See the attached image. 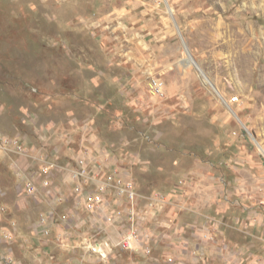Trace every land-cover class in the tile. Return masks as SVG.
Segmentation results:
<instances>
[{"label":"rangeland","instance_id":"1","mask_svg":"<svg viewBox=\"0 0 264 264\" xmlns=\"http://www.w3.org/2000/svg\"><path fill=\"white\" fill-rule=\"evenodd\" d=\"M82 125L131 172L139 222L184 194L181 225L216 174L213 209L264 224V0H0V134L50 151Z\"/></svg>","mask_w":264,"mask_h":264},{"label":"crops","instance_id":"2","mask_svg":"<svg viewBox=\"0 0 264 264\" xmlns=\"http://www.w3.org/2000/svg\"><path fill=\"white\" fill-rule=\"evenodd\" d=\"M78 131L75 136L62 132L63 142L50 151L41 145L28 147L21 138L27 153L0 154L13 173L5 172L3 180L0 178L3 230L15 232L14 238L7 242L9 249L3 251V256L12 253L20 264H264L262 216L246 211L237 218V223L241 224L235 225L229 216L225 218V208L213 209L219 201L218 187L221 185L217 184L216 174L208 176L197 188L208 187L207 202L197 200V209L180 217L181 225L174 224V218L178 206L186 208L184 194L168 198L167 208L164 212L161 210L156 220L147 218L139 222V233L145 237V243L134 249L117 246V241L128 232L127 201L123 198L118 203L114 200L115 192L111 191L104 206L89 210L85 201L95 185L88 182L86 191L76 193L71 173L79 167L83 155L97 160L107 170H112L122 160L92 137L87 125H82ZM49 161L57 165L52 170L53 192L50 194L43 185L46 175L40 173L41 166ZM124 169L131 174L125 166ZM17 172L35 175L36 194L20 193L23 178ZM245 179L256 180L241 170L237 180L243 184ZM206 180L208 184L204 183ZM258 195L264 200L263 191ZM112 209L122 212L118 218H112ZM41 217H46L44 223ZM188 217L191 223H188ZM224 218L225 221H221ZM92 235L107 254L103 259L83 247V240ZM169 257H173L175 263H169Z\"/></svg>","mask_w":264,"mask_h":264},{"label":"built area","instance_id":"3","mask_svg":"<svg viewBox=\"0 0 264 264\" xmlns=\"http://www.w3.org/2000/svg\"><path fill=\"white\" fill-rule=\"evenodd\" d=\"M152 86L154 90L162 94L164 90V84L160 78H152ZM240 101L238 96H234L231 98L232 103H237ZM10 152H14L17 154H25L27 153V148L22 144L21 138L19 136H9L0 134V154H8ZM91 157L82 156L79 161V167L75 168L71 177L73 181H75V191L76 193H81L87 190L88 182H92L95 185V189L92 192H89L87 196V200L85 204L89 210H95L96 208H100L106 204L107 197L111 191H114L116 194V200L118 203L125 198L127 201L128 208V232L123 235L118 241L117 246L127 249H134L137 245L145 243V237L139 233V221L141 217H145L144 215H140L139 205H138V192L136 189V182L133 177L128 174L124 166L120 163L116 165L112 170H107L106 166L99 163L97 160H90ZM57 167L55 162H45L41 168L40 173L46 175V178L43 181V185L46 188L48 194L52 193L53 190L51 188V176L52 170ZM21 178H23V187L20 190V193H27L30 195H34L37 193L38 188L34 180V174L31 176H25L23 172H17ZM161 196L159 195L158 199ZM166 198V197H165ZM162 195V199L160 200L162 203L166 202V199ZM144 213H150L149 206ZM264 204V200H263ZM162 206V205H161ZM122 212H117L116 210H111L112 218L116 219ZM50 215H53L51 212ZM146 215V214H145ZM148 216V215H147ZM46 217H41V222L44 223ZM15 236V232L13 230L4 229L3 230V242H10ZM83 247L91 253L98 254L101 259L107 256L106 253L101 248V244L97 241L96 236L92 235L83 240ZM3 264H20L15 256L10 253L8 255L3 256L0 259V262ZM169 263H175V259L173 257L168 258Z\"/></svg>","mask_w":264,"mask_h":264},{"label":"bare ground","instance_id":"4","mask_svg":"<svg viewBox=\"0 0 264 264\" xmlns=\"http://www.w3.org/2000/svg\"><path fill=\"white\" fill-rule=\"evenodd\" d=\"M203 73V72H202ZM204 75V74H203ZM206 77V81H207V83H210L214 88H215V90H216V87L214 86V84L207 78V76H205Z\"/></svg>","mask_w":264,"mask_h":264},{"label":"water","instance_id":"5","mask_svg":"<svg viewBox=\"0 0 264 264\" xmlns=\"http://www.w3.org/2000/svg\"><path fill=\"white\" fill-rule=\"evenodd\" d=\"M187 51H188V49H187ZM189 61H192L194 64H196L195 61L192 59V57L189 59Z\"/></svg>","mask_w":264,"mask_h":264}]
</instances>
